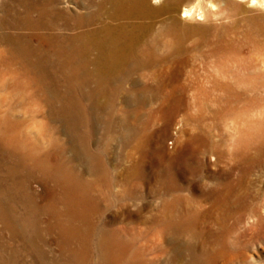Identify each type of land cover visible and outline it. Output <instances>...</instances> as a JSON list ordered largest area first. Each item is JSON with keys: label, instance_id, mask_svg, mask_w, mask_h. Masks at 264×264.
Wrapping results in <instances>:
<instances>
[{"label": "rangeland", "instance_id": "374dc122", "mask_svg": "<svg viewBox=\"0 0 264 264\" xmlns=\"http://www.w3.org/2000/svg\"><path fill=\"white\" fill-rule=\"evenodd\" d=\"M65 1L59 7L76 11L77 0ZM194 1L179 3L178 15H184L183 5ZM24 2L0 0V18L6 15L13 23ZM149 2L156 5L155 0ZM201 2L193 18L185 19L188 24H208L225 4V0ZM241 4L244 15L258 12L251 2ZM238 31L241 34L245 27L240 24ZM188 45L189 64L127 68L102 76L59 72L54 85L12 87V94L25 101L0 100V139L8 137V144L0 147V162L15 172L7 168L10 214L41 230L50 246H41L42 251L48 248L58 254V232L76 224L92 227L91 220L92 229L107 230L123 240L143 236L134 245L137 251L131 249L128 255L146 252L147 261L137 257L129 264H165L152 261L153 252L169 245L166 234L156 233L161 226L154 220L161 219L162 203L168 198L165 189L174 184L175 194L186 199V206L191 204L189 211L196 217L192 223L198 230L197 240L191 232L181 238L197 253H207L204 264H264V85L260 83L264 63L246 49L235 59H221L226 69L221 77L209 68L211 60L205 72L199 52ZM192 79H217L227 85L188 86ZM63 102L71 105L64 116L58 115ZM14 149L21 154L4 156ZM75 179L83 182L81 189Z\"/></svg>", "mask_w": 264, "mask_h": 264}, {"label": "bare ground", "instance_id": "6f19581e", "mask_svg": "<svg viewBox=\"0 0 264 264\" xmlns=\"http://www.w3.org/2000/svg\"><path fill=\"white\" fill-rule=\"evenodd\" d=\"M61 1L25 0L21 13L14 14L13 23L7 20L6 15L1 16L0 44L3 47L0 48V90L3 93L0 94V100L4 102L25 101L22 96L15 97V94H12L13 91H10L11 88L15 86L22 88L30 84L50 86L57 83L56 76L59 72H73L74 76L96 72V75L98 73L102 76L127 68L140 71L166 65L172 67L174 63L178 66L189 64V58L192 57L188 55L191 51L189 42L199 52L203 70L209 72L207 64H209L208 60H211L213 65H209V68L218 71L221 77L226 74L221 59H235V56L246 49L258 54L264 63V0H225L221 11L212 14L211 21L204 25H190L185 20L192 17L194 11L201 7L202 0L183 5V9L181 8L183 16L178 15L177 12L180 6L178 4L183 0H155L156 5L150 4L149 0H77V7L73 6L76 11L59 7ZM241 2L247 4L251 2L252 5L258 7V12L254 15H244L245 11ZM212 6L215 7L216 4L212 2ZM91 7L95 9L91 10ZM80 8L86 12L81 11ZM200 16L199 20H204L203 15ZM214 16H216L215 19H213ZM240 24L245 27V31L241 34L238 31ZM17 30L27 32L20 33ZM194 36L198 38L191 41ZM9 75L10 78L7 77ZM260 83L264 85V79ZM187 85L226 86L227 82L217 79H192L187 81ZM62 104V108L58 109V115L64 116L67 114L66 108L71 105L66 102ZM6 116L4 114L3 118ZM67 120L63 121L67 122ZM7 139L6 136L0 139V147L4 143L8 144ZM23 143L24 141L22 146ZM14 150L12 153H4V156L16 158L20 151ZM16 165H18L17 162ZM7 168L12 173L6 163L0 162V264H129L137 257H140V261H144L146 252L138 251L134 255L133 252L130 253L132 255H128L129 250L136 249L134 245L143 239V236L135 235L133 238L123 240L113 236L107 230L98 232L92 229L94 227L91 220L89 225L92 227H80L76 224V227L72 226L73 228L62 229L58 232L60 238L56 239L60 253L55 254L52 249L47 250L48 248L42 251L41 246L45 247L49 244L41 230L33 229L34 225L31 228L30 223L26 224L24 221V217L15 213H13L15 215L10 214L12 204L9 196L8 179L10 176ZM74 184L81 189L83 182L75 179ZM65 191L62 192L65 194ZM165 191L168 198H165L162 203L163 218L155 219L154 224L161 226L156 233L166 234L169 245L166 244L167 247L159 249L158 254L153 252L156 255L152 261L159 260L165 264H204L207 253L205 255L197 253L195 246L189 245V242L181 238L182 235L191 232L192 239L197 240L198 230H194L195 225L192 223L195 213L192 215L190 212L192 211L191 204L186 206V199L175 194L178 192L176 185L169 184ZM19 222L20 225H17ZM93 249L96 251L93 252ZM46 250L53 254L46 253ZM23 257L25 258L22 259ZM27 258H31L30 263ZM91 259H95V262L92 263Z\"/></svg>", "mask_w": 264, "mask_h": 264}]
</instances>
